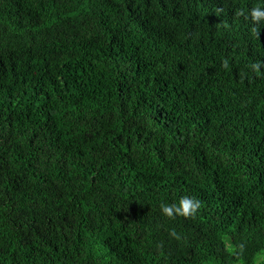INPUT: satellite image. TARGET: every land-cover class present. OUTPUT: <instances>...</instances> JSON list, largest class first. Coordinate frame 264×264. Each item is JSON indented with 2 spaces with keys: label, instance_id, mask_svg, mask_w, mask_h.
Segmentation results:
<instances>
[{
  "label": "trees",
  "instance_id": "obj_1",
  "mask_svg": "<svg viewBox=\"0 0 264 264\" xmlns=\"http://www.w3.org/2000/svg\"><path fill=\"white\" fill-rule=\"evenodd\" d=\"M256 5L0 0V264H257Z\"/></svg>",
  "mask_w": 264,
  "mask_h": 264
},
{
  "label": "clouds",
  "instance_id": "obj_2",
  "mask_svg": "<svg viewBox=\"0 0 264 264\" xmlns=\"http://www.w3.org/2000/svg\"><path fill=\"white\" fill-rule=\"evenodd\" d=\"M236 15L244 16V19L246 21L250 19L252 24L251 32L259 36L258 26L261 25L262 22H264V6L256 5L247 10V14H245L244 11L237 10ZM223 67H228L227 61H224ZM262 67H264V62L262 61H257L251 64V69L254 72H259L260 68ZM200 207L201 202L198 199L185 195L182 196L176 203H161L159 209L162 216L168 219H175L177 217L193 218L196 216L197 211L200 209ZM169 235L176 237L177 239L179 238L177 237V234L174 230L170 231Z\"/></svg>",
  "mask_w": 264,
  "mask_h": 264
},
{
  "label": "rangeland",
  "instance_id": "obj_3",
  "mask_svg": "<svg viewBox=\"0 0 264 264\" xmlns=\"http://www.w3.org/2000/svg\"><path fill=\"white\" fill-rule=\"evenodd\" d=\"M257 264H264V253H261L257 256Z\"/></svg>",
  "mask_w": 264,
  "mask_h": 264
}]
</instances>
